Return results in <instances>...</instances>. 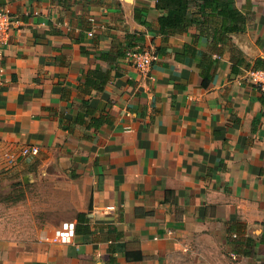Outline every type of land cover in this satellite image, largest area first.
<instances>
[{"label":"crops","instance_id":"obj_1","mask_svg":"<svg viewBox=\"0 0 264 264\" xmlns=\"http://www.w3.org/2000/svg\"><path fill=\"white\" fill-rule=\"evenodd\" d=\"M233 1L245 30L212 17L168 34L156 0H0L16 20L0 151L55 156L90 227L0 243V264H264V94L245 77L264 67V0ZM130 46L157 58L139 70Z\"/></svg>","mask_w":264,"mask_h":264},{"label":"rangeland","instance_id":"obj_2","mask_svg":"<svg viewBox=\"0 0 264 264\" xmlns=\"http://www.w3.org/2000/svg\"><path fill=\"white\" fill-rule=\"evenodd\" d=\"M80 193V180L44 150L11 167L0 165V243L29 249L52 237L64 220L75 219Z\"/></svg>","mask_w":264,"mask_h":264},{"label":"trees","instance_id":"obj_3","mask_svg":"<svg viewBox=\"0 0 264 264\" xmlns=\"http://www.w3.org/2000/svg\"><path fill=\"white\" fill-rule=\"evenodd\" d=\"M156 7L164 9L166 12L164 15L157 17L160 33L173 34L177 31H183L189 23L205 21L212 17L220 19L222 22L223 27L217 29V32L222 34L245 30V17L234 6L233 0H156ZM128 48H131V46ZM209 65L212 66L210 62L207 67ZM248 68L264 67L251 66ZM210 79L211 76H205L202 85L206 86ZM89 208H91V203ZM75 219V233L89 232L90 227L87 224L89 218L86 212H77ZM133 257L140 259L142 255L138 253Z\"/></svg>","mask_w":264,"mask_h":264},{"label":"built area","instance_id":"obj_4","mask_svg":"<svg viewBox=\"0 0 264 264\" xmlns=\"http://www.w3.org/2000/svg\"><path fill=\"white\" fill-rule=\"evenodd\" d=\"M16 20L5 6L0 7V54L2 47L7 44L9 37L15 27ZM92 35V31H88ZM125 58L137 69L146 70L157 58L156 52L147 47H132L125 51ZM245 77L264 94V68H248ZM36 144H22L11 146L7 151H0V165L11 167L21 159L33 157L39 153ZM111 207V206H109ZM75 233V221H63L53 230L52 240L59 243L70 242Z\"/></svg>","mask_w":264,"mask_h":264}]
</instances>
